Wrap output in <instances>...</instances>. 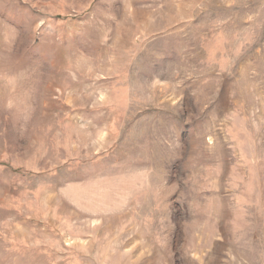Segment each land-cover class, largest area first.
I'll list each match as a JSON object with an SVG mask.
<instances>
[{
    "label": "rangeland",
    "instance_id": "rangeland-1",
    "mask_svg": "<svg viewBox=\"0 0 264 264\" xmlns=\"http://www.w3.org/2000/svg\"><path fill=\"white\" fill-rule=\"evenodd\" d=\"M0 264H264V0H0Z\"/></svg>",
    "mask_w": 264,
    "mask_h": 264
}]
</instances>
